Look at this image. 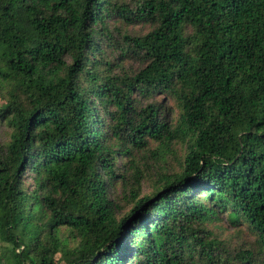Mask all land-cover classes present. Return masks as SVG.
Returning <instances> with one entry per match:
<instances>
[{
	"label": "trees",
	"instance_id": "trees-1",
	"mask_svg": "<svg viewBox=\"0 0 264 264\" xmlns=\"http://www.w3.org/2000/svg\"><path fill=\"white\" fill-rule=\"evenodd\" d=\"M1 126L0 264H264V0H0Z\"/></svg>",
	"mask_w": 264,
	"mask_h": 264
},
{
	"label": "rangeland",
	"instance_id": "rangeland-1",
	"mask_svg": "<svg viewBox=\"0 0 264 264\" xmlns=\"http://www.w3.org/2000/svg\"><path fill=\"white\" fill-rule=\"evenodd\" d=\"M129 1V0H128ZM134 31H138L140 33H144L147 31L146 27H143L141 25L136 26L134 28ZM139 66V63L136 60H130L126 64L127 69H135ZM168 105L170 107V111L173 110V106L170 102H168ZM8 130L6 127L1 126L0 127V142H6L8 137ZM154 146V145H153ZM174 148V147H173ZM176 151L177 157H175L173 154H170L167 159L168 163L164 164L165 169L163 171L171 172L178 170V161L179 156L183 155V150H179L178 147L174 148ZM173 151V152H175ZM123 160H120L119 163L121 164ZM155 166V164H153ZM172 171V172H173ZM144 182L142 187V195H148L151 192V187L153 183V178H157V175H154L153 173L150 175ZM155 176V177H154ZM115 197V193L113 194ZM121 196L120 188L117 189L116 192V200H119V197ZM123 204V203H122ZM124 205V204H123ZM125 206V205H124ZM127 208V209H126ZM122 210V213H125L129 207H126ZM212 230L215 231V234L217 235L218 240L226 244V249L229 250L230 257L236 256L239 252H245V251H255L256 249V242L255 237L253 234H251L246 227H239L234 228L232 226L228 227L225 222H219L217 224L212 225Z\"/></svg>",
	"mask_w": 264,
	"mask_h": 264
}]
</instances>
